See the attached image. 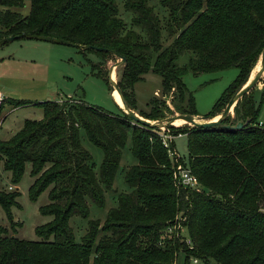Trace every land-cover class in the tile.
Segmentation results:
<instances>
[{
  "label": "trees",
  "instance_id": "16d2710c",
  "mask_svg": "<svg viewBox=\"0 0 264 264\" xmlns=\"http://www.w3.org/2000/svg\"><path fill=\"white\" fill-rule=\"evenodd\" d=\"M158 1L163 16L149 0H124L127 21L117 0H0V38L30 32L102 46L80 49L96 52L100 59L90 63L105 79L107 61L125 57L117 85L128 107L151 120L164 118L168 105L162 96L152 95L145 108H137L134 85L146 72L160 75L161 92H172L176 110L196 115L185 72L236 66V77L205 114L219 115L249 78L264 46V0ZM164 36L170 39L166 45ZM182 53L186 61L178 63ZM253 92L254 87L241 95L234 115L219 124L166 125L171 132L186 133L189 162L180 160L200 189L175 182L179 162L163 144L159 126L84 99L35 102L42 117L25 118L9 138L0 139V158L12 184L30 163L29 195L34 199L49 187V202L40 210L52 218L36 225L38 239L8 234L0 224V264H174L178 257L182 264H264V126L258 119L264 89L258 98ZM6 100L14 106L31 102L5 98L0 119ZM247 117L246 124L232 127ZM83 134L102 150L98 171ZM129 136L136 162L123 175L128 189L117 193L101 222L89 217L88 200L98 207L106 204L105 190L113 187ZM170 146L175 151L173 139ZM18 195L17 187L0 188V204L14 229L19 221L11 207ZM74 214L87 218L79 238L70 224ZM178 214L185 217L191 246L165 230Z\"/></svg>",
  "mask_w": 264,
  "mask_h": 264
},
{
  "label": "rangeland",
  "instance_id": "374dc122",
  "mask_svg": "<svg viewBox=\"0 0 264 264\" xmlns=\"http://www.w3.org/2000/svg\"><path fill=\"white\" fill-rule=\"evenodd\" d=\"M123 1L117 0L120 14L128 21L130 13L124 9ZM149 2L154 6L159 16L166 14L165 9L160 5L158 0H149ZM28 6L29 4L27 2L22 8V11L26 12ZM169 41L170 39L164 36L163 43L166 45ZM186 58V53H182L177 61L178 63H183L186 61ZM99 59L93 50H82L76 45L53 40L18 37L0 44V101L8 97L31 101L17 106L12 105L7 100L4 102L0 119V139L9 138L22 126L25 118H41L43 114L42 107L35 102L45 99H84L90 104L109 111L118 112V110L123 109L119 104L117 105V98L114 97L113 91L111 93L110 79H105L102 75L96 74L95 69L91 66L90 60L96 61ZM119 61L120 57L107 61V68L113 66L115 73L113 79L116 81L118 78L117 72L121 67V64L117 63ZM259 65L260 55L251 69L249 78L251 74H255ZM237 72L238 68L236 66L199 73H193L190 70L185 72L183 80L194 95L197 116H203L211 109L225 87L236 77ZM263 72L261 77L264 75ZM261 77L259 79L260 81L262 80ZM160 83V75L149 71L144 74L143 79L135 82L134 88L137 108H145L147 100L152 95L162 96L165 99L168 105V108L165 109V117L156 119L162 123L166 121L165 119L167 117L176 115L180 111L176 110L172 103L171 91L167 94H162ZM259 83V81L256 83L253 92L257 98L262 89H264V86H261L260 89L257 88ZM229 114L231 116L234 115V108H232ZM213 117L216 116L214 115L208 118ZM258 119L264 124V100L258 113ZM173 125L189 127L193 124L188 121H183ZM162 126H159L161 130L165 129L169 131L166 125ZM173 141L175 151L170 146V153L172 155L174 153L175 156L173 159H178V164L187 167L180 160L182 158L186 164L189 162L186 133L175 135ZM82 143L92 153L94 168L98 171L102 159V150L91 143L84 134L82 135ZM130 145L131 138L129 136L125 146L122 147V155L114 177L113 187L105 190L106 204L103 207H98L91 200H88L90 207L89 217L99 218L102 222L107 209L116 204L117 193L121 190L128 189L123 175L127 166L136 162V158L130 151ZM6 173L7 171L3 167L2 158H0V188L13 189L17 187L19 191V195L17 196L18 203L11 207L14 219L19 221V223L15 225V229L12 228L0 204V224L7 227L8 234L26 239H38L39 236L35 232L36 225L45 223L52 218V214L43 213L40 210V206L49 202V187L43 189L36 198L33 199L30 197L29 186L33 180V176L30 174L29 162L26 163L25 170L17 186L11 185L9 187V184L12 182L7 177L8 173ZM178 217L184 229H180L179 225L175 224V226H172L171 231L176 230V233H169V236H178L181 241L191 246V243L189 244L186 240L188 232L186 225L182 222L184 218L180 214H178ZM70 224L75 231L76 237L79 238L87 228V218L74 214L70 218ZM167 229L168 224L165 227V230ZM180 259L178 257L174 264H182ZM194 263H198V260Z\"/></svg>",
  "mask_w": 264,
  "mask_h": 264
},
{
  "label": "water",
  "instance_id": "95a60500",
  "mask_svg": "<svg viewBox=\"0 0 264 264\" xmlns=\"http://www.w3.org/2000/svg\"><path fill=\"white\" fill-rule=\"evenodd\" d=\"M18 37H33V38L53 40V41L73 44V45H76L78 47L104 49V47H102V46H97V45H92V44H79V43L73 42L71 40L62 38V37L43 35V34H35V33H30V32H22V33H17L14 35H8L5 37H2V38H0V44H3L4 42H7L9 40H12V39L18 38ZM110 51H112L113 53L118 55L117 52H115L114 50H110ZM124 60H125V57L121 56L120 61L117 63L122 64ZM260 61H261V65L257 69V71L255 72V74L251 77V79H247L246 82L242 83L236 89V91L228 99L227 103L225 104L223 110L219 113L218 117H213V118L209 119L207 115H203V116H201V118H202L201 120H196L194 118L193 114H185V113H178L176 115L169 116L165 119L166 121H164L162 123L159 120H151L149 118L143 117L140 114H138L136 111H134L133 109L129 108L128 105L125 103L124 97H123V95H122V93H121V91L117 85L116 80L113 79L111 76L113 66L109 67L108 77H109L110 82H111L112 90L114 88H116L120 94L121 100L123 102V107H122L123 110H125L129 114V116H131L135 120H138V121H140L144 124H147V125H157V126L161 127L162 125L175 124L174 123L175 118H187V121L191 122L193 125L213 126V125L219 124L221 122V120L226 115L231 113V110H232L233 106L235 105L236 101L238 100V98L241 95H243L244 93L248 92L250 89H252L256 85V83L259 81L261 74L264 71V46H263L262 51L260 53ZM249 120H250L249 117H247L244 120H238L234 123V125H232V127L239 128V127L243 126L244 124H246Z\"/></svg>",
  "mask_w": 264,
  "mask_h": 264
},
{
  "label": "built area",
  "instance_id": "2783aa9c",
  "mask_svg": "<svg viewBox=\"0 0 264 264\" xmlns=\"http://www.w3.org/2000/svg\"><path fill=\"white\" fill-rule=\"evenodd\" d=\"M259 124L264 126V124L261 123L260 121H259ZM178 134H182V132L172 133L170 130L169 131H166L165 129L161 130V136H162L163 144L169 148L170 147V141L173 139V137L175 135H178ZM173 176H174L176 183L179 185H183V186L190 187L193 189H200L201 188V185H200L197 177L193 173H191V171L188 167H186V166L184 167V166H182V164L176 165V167L173 171ZM9 187H11V186H9ZM182 217L185 218L184 216H182ZM178 218L179 217L176 216V218L173 220V223L168 224V229H167L168 231L166 230L168 232V234L169 233H173V234L176 233V230L171 231L172 226H175V224H178L180 229H184L183 226H181ZM186 240L188 241L189 244L192 243L189 236L187 237ZM193 261L197 262V258H193Z\"/></svg>",
  "mask_w": 264,
  "mask_h": 264
},
{
  "label": "bare ground",
  "instance_id": "6f19581e",
  "mask_svg": "<svg viewBox=\"0 0 264 264\" xmlns=\"http://www.w3.org/2000/svg\"><path fill=\"white\" fill-rule=\"evenodd\" d=\"M260 65H261V61H260ZM260 65H259V67H260ZM255 70H256V69H255ZM114 75H115V73H114V71L112 70V73H111L112 78H114ZM253 75H254V74H251L250 78H248V79H251V77H252ZM112 91H113V95H114V97L117 98L116 101L118 102V104H119L121 107H123V102H122V100H121V97H120V94H119L118 90H117L116 88H114ZM112 91H111V93H112ZM216 117H218V115H217ZM194 118H195L196 120H201V119H202L201 116L199 117V116H197V115H194ZM183 121H187V118H176V120H175L174 122H175V123H181V122H183Z\"/></svg>",
  "mask_w": 264,
  "mask_h": 264
},
{
  "label": "crops",
  "instance_id": "0c3cea01",
  "mask_svg": "<svg viewBox=\"0 0 264 264\" xmlns=\"http://www.w3.org/2000/svg\"><path fill=\"white\" fill-rule=\"evenodd\" d=\"M256 71H257V70H256ZM263 73H264V72H263ZM261 78H262V80H261V81L259 80L260 83H259V85H258V87H257V88H259V89L261 88V86H262V87L264 86V75H263V77H261ZM7 173H8V171H7ZM7 173H6V174H7ZM7 177L9 178V173L7 174ZM11 185H13V186H17V184H12V183H10L9 186H11Z\"/></svg>",
  "mask_w": 264,
  "mask_h": 264
}]
</instances>
